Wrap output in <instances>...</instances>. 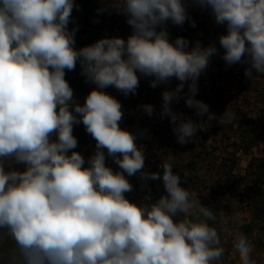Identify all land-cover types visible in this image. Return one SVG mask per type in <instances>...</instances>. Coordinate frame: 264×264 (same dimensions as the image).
<instances>
[{
    "label": "clouds",
    "instance_id": "9594fccd",
    "mask_svg": "<svg viewBox=\"0 0 264 264\" xmlns=\"http://www.w3.org/2000/svg\"><path fill=\"white\" fill-rule=\"evenodd\" d=\"M193 2L226 25L219 36L225 63L247 64L251 80L264 74V0ZM76 7L75 0H0V264H216L225 250L208 223L214 214L181 186L172 164H161L166 194L155 202L126 197L133 191L127 177L161 175L144 171V149L135 133L120 127L122 105L104 90L128 96L140 77L152 78V88L175 78L180 83L161 93L159 115L170 118L177 143L193 142L212 120L236 119L229 110L217 117L195 99L198 78L218 49L170 39L167 23L182 26L189 19L184 0H111L131 35L77 49V28L68 27ZM77 63L95 85L83 104L65 79ZM181 98L201 120L173 110ZM140 107L153 115L151 104ZM81 123L95 141L87 160L75 151L74 125ZM234 249L240 264H256L244 234Z\"/></svg>",
    "mask_w": 264,
    "mask_h": 264
},
{
    "label": "rangeland",
    "instance_id": "374dc122",
    "mask_svg": "<svg viewBox=\"0 0 264 264\" xmlns=\"http://www.w3.org/2000/svg\"><path fill=\"white\" fill-rule=\"evenodd\" d=\"M222 56L198 78L195 99L208 104L217 117L229 110L236 113V119L225 125L212 120L206 131H198L194 141L184 145L177 143L172 130L164 131L161 123V156L163 163L172 164L179 173L181 186L212 210L215 219L208 223L218 230L225 250L216 264H240L234 243L241 233L253 245L251 259L264 264V74L254 73L251 80L245 76V64L229 66ZM204 77H209V85L203 86ZM157 171L161 179L147 187H133L126 197L150 204L146 196L157 200L166 194L163 169ZM255 199L258 208L250 207Z\"/></svg>",
    "mask_w": 264,
    "mask_h": 264
},
{
    "label": "built area",
    "instance_id": "2783aa9c",
    "mask_svg": "<svg viewBox=\"0 0 264 264\" xmlns=\"http://www.w3.org/2000/svg\"><path fill=\"white\" fill-rule=\"evenodd\" d=\"M184 3L189 19L182 26L174 25L170 21L167 23L170 39L175 40L177 37H183L189 41V48L193 47L196 41H200L204 47L215 44L218 54L212 56L210 59V63L206 69L210 71L214 60L222 56L223 48L219 44V36L226 34V25L216 24L214 17L210 14V10L199 7L193 0H184ZM75 4L77 7L73 9L72 20L68 27L70 30L77 28L75 33V47L77 49L93 44L104 37H120L126 40L131 35L132 29L126 23L127 17L111 7V0H75ZM193 23L195 27L192 26ZM205 71L201 75L206 73ZM65 79L73 89L75 102L80 104L84 103L85 97L95 87L94 84L86 81V78L81 74L79 63H77L74 71H66ZM151 79L149 77H140V84L136 93L129 94L128 96L123 95L114 87L104 90L120 101L124 112L120 127L137 135V144L144 149V171L146 172L161 169V164L163 163L161 156L163 148L161 149L159 145L161 138L159 129H162L160 127L161 123L165 126L164 131L172 130L173 128L170 118L165 117L161 119L159 115L162 109L161 93L166 88L174 89L180 83L173 78L166 85L152 88L150 86ZM209 81V77H204L203 86L209 85ZM186 91H188L187 83L185 84L183 93H187ZM144 104H151L153 106L154 112L152 116H149L140 107ZM171 107L174 111L182 112L186 118H191L194 121L201 120L200 117L196 116L195 110L185 104L183 98L178 102L174 101ZM141 132L144 135H141ZM73 134L78 139V146L75 151L80 152L85 157V160H87L95 150L94 139L85 131L82 123L74 125ZM106 163L113 170H118V166L111 158H107ZM12 166L17 170H24V165ZM127 178L130 183L136 179L139 187L149 186L147 181L141 180L139 174Z\"/></svg>",
    "mask_w": 264,
    "mask_h": 264
},
{
    "label": "trees",
    "instance_id": "16d2710c",
    "mask_svg": "<svg viewBox=\"0 0 264 264\" xmlns=\"http://www.w3.org/2000/svg\"><path fill=\"white\" fill-rule=\"evenodd\" d=\"M213 65H214V63H213ZM245 66L246 67H248V65L247 64H245ZM213 68H214V66H213ZM213 70V69H212ZM150 172H157V173H159L157 170H151ZM136 180V179H135ZM134 180V182H132L131 184L133 185V187L134 188H138L139 187V184H138V181L136 180L135 181ZM148 183H151V179H149V180H146ZM233 187H231V189H232ZM250 188H252V187H250ZM214 193H216V190H214ZM156 201V199L154 200L153 198L152 199H150L149 200V202H155ZM249 204H250V202H249ZM258 200L257 199H255L254 201H252V203L250 204V207L252 206L253 208H258ZM247 228H249L248 230L249 231H251V228L250 227H244V229H247Z\"/></svg>",
    "mask_w": 264,
    "mask_h": 264
}]
</instances>
